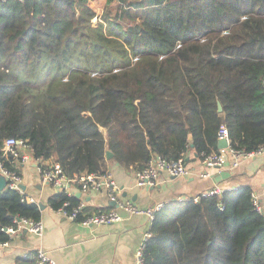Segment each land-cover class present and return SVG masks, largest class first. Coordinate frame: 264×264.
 <instances>
[{
	"label": "trees",
	"instance_id": "16d2710c",
	"mask_svg": "<svg viewBox=\"0 0 264 264\" xmlns=\"http://www.w3.org/2000/svg\"><path fill=\"white\" fill-rule=\"evenodd\" d=\"M222 124L234 149L264 144V0H108L102 15L90 0H0V157L9 169L21 174L19 158L2 157L10 137L73 177L106 171L107 150L134 170L155 155L202 160L219 152ZM252 192L165 203L145 264H264V213ZM80 201L64 190L47 200L68 211ZM93 212L85 206L77 220ZM41 216L39 203L0 191V242L12 239L2 227ZM18 264H37L35 254Z\"/></svg>",
	"mask_w": 264,
	"mask_h": 264
},
{
	"label": "crops",
	"instance_id": "0c3cea01",
	"mask_svg": "<svg viewBox=\"0 0 264 264\" xmlns=\"http://www.w3.org/2000/svg\"><path fill=\"white\" fill-rule=\"evenodd\" d=\"M194 153L187 157L189 173L185 176H170L163 171L159 183L154 187L136 185L133 167H125L112 158L107 159V170L114 174L119 186L121 199H130L142 207L153 206L157 202L169 203L174 199H183L202 194L216 185L237 189L242 185L251 186L264 205V154L240 160L228 154L221 171L229 175L217 178L215 170L210 177L201 173L204 167L200 159L193 160ZM192 159V160H189ZM49 161H54L48 159ZM35 160L22 163L21 175L26 193L34 196L46 206L42 209L41 233H17L7 245L0 243V262L18 264L24 253L35 254L43 248L50 252L59 264H135L136 253L147 232L151 231L152 220L145 214H133L122 211V219L109 225H83L70 219L59 210L53 209L47 202L48 197L64 188L43 184ZM67 192H80L76 183L66 186ZM86 201L92 210H108L112 207L105 190L81 192L77 196Z\"/></svg>",
	"mask_w": 264,
	"mask_h": 264
},
{
	"label": "built area",
	"instance_id": "2783aa9c",
	"mask_svg": "<svg viewBox=\"0 0 264 264\" xmlns=\"http://www.w3.org/2000/svg\"><path fill=\"white\" fill-rule=\"evenodd\" d=\"M4 1V0H3ZM92 3V0H90ZM93 5V4H92ZM97 11V9H96ZM98 12V11H97ZM99 14V12H98ZM98 16L94 17V21H97ZM219 139H225L227 146L220 147L219 152L210 155L201 160V164L204 167V171L201 173L204 177H210L215 170H220L224 165L226 156L231 154L236 160L235 165L239 163L240 160L248 159L253 156L264 154V144L258 148L251 151L237 150L232 147V140L229 134V129L226 124H222L219 128ZM2 157L8 155L14 156V158H19L22 163L26 161L35 160L38 165V171L40 174V179L43 184H50L54 187L64 188L67 192V184L76 183L79 185L80 192L87 193L90 191L105 190L109 199L115 202V205L108 210L94 211L93 213H84L81 220H77L78 214L83 210L87 203L85 200L81 199L78 206H76L72 211H68L66 208L62 207L58 209L65 216L70 219L76 220L83 225H109L114 222L120 221L122 219V211H127L133 214H147L153 221L156 213L161 210L164 206V202H157L153 206L142 207L137 205L130 199H121L120 186L114 177V174L106 170L100 173H83L75 174L73 177H67L63 171V168L59 162L35 159L32 154V147L28 140L17 139L10 137L5 139L3 147ZM167 172L170 176H185L189 173V168L186 163L185 156H181L176 160L168 161L165 158L155 155L150 158L146 167L136 170L135 180L136 185L140 187H154L156 186L160 179L162 172ZM221 171V170H220ZM0 175H4L6 178L5 189L17 190L23 197V200L28 202H37L39 200L30 196L23 189V178L22 175L15 170L9 169L4 165L3 159L0 157ZM228 189L220 185H216L212 188L205 190L202 195L211 196L215 194H221L223 191ZM68 195H72V192H67ZM183 200L182 197L178 198ZM195 201L199 200V196L194 198ZM252 201L259 212L264 213V205L262 204L260 197L255 192H252ZM69 202H65L64 205H68ZM2 230L13 238L17 233L22 232H33L41 233L43 230V222L41 219L32 220L28 218H18L16 220V225L2 227ZM151 231L147 232L143 242L140 244L137 253L135 264H145V247L146 241L151 236ZM9 241L0 242L1 245H7ZM24 253V256H27ZM37 264H59L49 251L38 248L35 251ZM0 264H4L1 263Z\"/></svg>",
	"mask_w": 264,
	"mask_h": 264
},
{
	"label": "water",
	"instance_id": "95a60500",
	"mask_svg": "<svg viewBox=\"0 0 264 264\" xmlns=\"http://www.w3.org/2000/svg\"><path fill=\"white\" fill-rule=\"evenodd\" d=\"M218 111L219 112L222 111V104L220 102H218ZM192 138H193L192 134H189V140H192ZM225 146H227L226 140L225 139H219L218 147L220 148V147H225ZM113 156H114L113 152L110 151V150H107V152H106V158L109 159V158H112ZM186 159H188V158H186ZM226 174L229 175V173L228 172H225V171H220V172H217L216 173L218 179L221 178L222 176L224 177ZM5 185H6V178H5L4 175H0V191H2V190L5 189ZM22 187H23V189H25L26 188L25 184H22ZM76 196H81V192H78L76 194ZM39 205H40V208L41 209H44L45 206H46L42 202H40ZM111 205L114 206L115 205V202L112 201L111 202Z\"/></svg>",
	"mask_w": 264,
	"mask_h": 264
},
{
	"label": "rangeland",
	"instance_id": "374dc122",
	"mask_svg": "<svg viewBox=\"0 0 264 264\" xmlns=\"http://www.w3.org/2000/svg\"><path fill=\"white\" fill-rule=\"evenodd\" d=\"M107 1L108 0H92V3L91 4H93L92 7L95 10L97 9V11L99 12V14L102 15L103 12H104V10H105V7L107 5ZM93 22H96V21H94V19H93ZM102 130H104V129H102Z\"/></svg>",
	"mask_w": 264,
	"mask_h": 264
}]
</instances>
